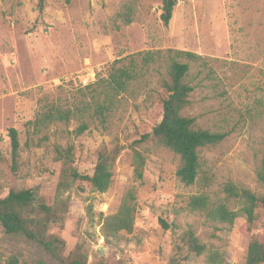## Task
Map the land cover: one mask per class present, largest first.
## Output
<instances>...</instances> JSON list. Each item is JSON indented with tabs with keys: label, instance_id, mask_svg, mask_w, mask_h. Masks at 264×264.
<instances>
[{
	"label": "rangeland",
	"instance_id": "1",
	"mask_svg": "<svg viewBox=\"0 0 264 264\" xmlns=\"http://www.w3.org/2000/svg\"><path fill=\"white\" fill-rule=\"evenodd\" d=\"M161 6L162 0H0V196L10 188H33L52 204L60 168L55 145L71 144L76 165L91 174L98 149L116 143L122 151L108 189L98 192L80 182L69 194L63 223L49 230L64 240L65 256L83 243L89 264L93 254L104 256L107 264H173L179 236L191 228L208 249L222 254L224 264H243L249 241L264 240V210L257 209L259 218L248 231L242 216L232 225L220 224L191 212L187 204L192 195L205 192L237 210L225 198V184L256 194L264 190L256 178L264 148V0L178 1L168 25L161 20ZM125 12L132 18L129 24L122 21ZM167 49L203 58H180L189 65L186 81L193 86L185 113L194 117L195 127L226 134L219 145L200 150L206 184L200 177L193 185L180 183L178 157L152 144H147L142 178L131 167L130 143L162 115L158 82L167 58L145 66L143 56ZM129 62L135 77L104 124L90 111L83 114L87 129L79 135L74 131L79 117L39 132L27 123L50 106L73 108L89 101L113 63ZM91 72L94 77L85 85L80 78ZM11 127L20 143L17 171L10 167ZM127 189L135 195L132 228L120 230L107 245L102 218L117 212ZM10 257L16 264H50L40 245L8 236L0 227V260ZM181 264L207 262L204 254H189Z\"/></svg>",
	"mask_w": 264,
	"mask_h": 264
},
{
	"label": "trees",
	"instance_id": "2",
	"mask_svg": "<svg viewBox=\"0 0 264 264\" xmlns=\"http://www.w3.org/2000/svg\"><path fill=\"white\" fill-rule=\"evenodd\" d=\"M178 1L184 0H162L160 17L164 25H168L173 8ZM39 8H42L41 3ZM121 18L125 24L132 22L131 16L126 12L121 15ZM163 57L167 58L166 67L158 82L162 91L161 119L149 132L141 134L130 143L133 173L136 178H142L149 150L147 144H152L155 147H164L178 157L175 175L180 183L189 186L203 179V184H206L207 178L202 171L200 150L204 147L219 145L226 134L195 127L194 117L185 113L190 104L189 96L193 86L186 81L189 65L180 60V58H187L196 61L203 58L189 51L156 50L145 53L143 64L157 65L158 62H163ZM135 74L133 62L121 66L113 63L97 96H92L89 101L83 100L73 108L50 106L27 123L33 126V131L39 132L49 124L65 126L72 117H79L81 121L74 130L75 134L79 135L87 129L83 114L90 111L100 124H104L114 108L117 96L128 89ZM90 85L92 84L86 87ZM8 137L10 167L12 171H17L20 163L17 130L13 127L9 128ZM41 143L42 139H39L37 144ZM121 151L122 146L119 144L115 143L112 147L103 144L96 152L92 173L84 174L76 165L74 147L71 144L55 145L54 160L59 162L60 168L52 204H48L40 190L36 192L33 188H10L5 196H0V227L3 232L8 236L40 245L48 256L50 264H89V252L83 243H76L65 256L63 254L64 240L50 233L49 230L52 224L63 223L69 194L80 182L87 181L92 189L98 192H105L108 189ZM256 178L264 189V148L256 170ZM222 189L226 195L225 198L238 205L237 210L229 209L224 201H213L205 192L190 197L187 204L188 210L202 213L211 222L227 225H232L237 217L242 216L245 219L246 229L250 231L259 218L257 209L264 210V190L261 194H256L232 183L225 184ZM134 201V191L127 189L121 198L117 212L102 218L101 232L107 245L111 244L112 238L120 230H131L135 214ZM160 223L165 229L169 227L162 219ZM176 248L177 256L173 264H181V260H185L189 254H204L207 264H224L222 254L217 250L208 249L191 228H187L180 234ZM93 257L91 264H107L104 256L93 254ZM16 263V257H10L6 263L0 260V264ZM38 264H46V262L39 260ZM117 264L128 263L120 260ZM243 264H264V240L256 238L249 241Z\"/></svg>",
	"mask_w": 264,
	"mask_h": 264
},
{
	"label": "built area",
	"instance_id": "3",
	"mask_svg": "<svg viewBox=\"0 0 264 264\" xmlns=\"http://www.w3.org/2000/svg\"><path fill=\"white\" fill-rule=\"evenodd\" d=\"M93 76V72H91L90 74H87L83 77L80 78V80L87 85L88 83H90L89 81L91 80L90 77ZM79 77V76H78ZM94 77V76H93Z\"/></svg>",
	"mask_w": 264,
	"mask_h": 264
},
{
	"label": "water",
	"instance_id": "4",
	"mask_svg": "<svg viewBox=\"0 0 264 264\" xmlns=\"http://www.w3.org/2000/svg\"><path fill=\"white\" fill-rule=\"evenodd\" d=\"M99 254H102V253H100V252H98Z\"/></svg>",
	"mask_w": 264,
	"mask_h": 264
}]
</instances>
